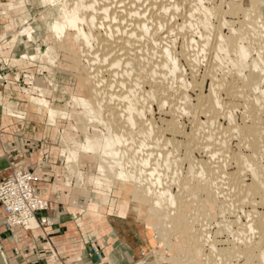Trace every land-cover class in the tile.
Listing matches in <instances>:
<instances>
[{
  "label": "rangeland",
  "instance_id": "rangeland-1",
  "mask_svg": "<svg viewBox=\"0 0 264 264\" xmlns=\"http://www.w3.org/2000/svg\"><path fill=\"white\" fill-rule=\"evenodd\" d=\"M73 2V0H9L8 2L9 9H11L8 10L10 12L8 15H11V23L14 28V41L17 44L20 41L23 43L22 47L17 46V58H19V63L25 65L22 68L26 69L27 74L30 75L27 78L26 95L23 97L26 98V103L37 106L38 112L43 118H47L49 123L60 122V143L68 165L70 167L78 166V155L81 153L93 158L98 169L96 178L99 197L103 199L105 205L112 203V209L107 208L111 212L128 215L132 232L138 234L140 231L139 235H142V239L149 241V245H152L153 251L148 258H151L153 262L161 264H264V186L257 183L258 189H262L255 188V182H258L260 178L262 181L264 179V150L261 151L259 147L256 152L255 147L258 146L254 144V141L252 142L254 138L256 140L254 135L256 129L253 132L251 130L256 127L254 125L256 121H251L246 116L251 109L249 108L251 103L249 105L248 99H244L247 98L244 95L246 92L243 94L241 91L249 90L252 97H259V101L262 100L261 102L264 103V82L260 84L255 81V79L258 80L257 75L260 73L264 79V0H204V4L210 9L208 13H211L213 35L219 33L222 44L229 50L228 57L234 59V64L229 61L228 67L230 71H236L240 75L237 83L241 86L238 87L237 83L235 84L238 87L239 95L234 98L236 95L234 94L232 98H228L223 92L220 96L224 102H228L227 107L235 114L234 117L239 128L250 129L251 127L250 131L253 133L244 129L245 132L242 131L241 136H236L230 131V117L227 115L229 109L222 111L217 120L222 124V127H226V131L230 135L228 137L230 139L228 153L230 154L227 153L228 157L226 155L222 157L225 165L221 161L219 164L225 166L221 168L224 172L226 171V174L230 172L229 174L239 175L240 172V177L244 181V186L241 185V189L246 190L244 187H248L249 192H256V194L253 193V196L250 195L253 197L250 199L251 201L243 199V195L236 191L237 185L231 184V187L225 185L224 188L221 187L220 193L208 184L207 175L199 173L196 176L193 174L195 171H192L191 163L207 162L210 156L204 150L196 149L193 151V160H190L186 149L182 147L186 142H184L186 139L183 133L176 136L169 131L165 133L168 139L180 144L178 157L179 168L180 171L182 169V172L176 174V171H167L169 176H166L161 183L164 188L161 192L164 193L163 198L154 197V193L149 195V190L137 181L139 175L136 171L130 178L124 176L126 174L124 170L126 171L127 167L123 166L121 160L129 151V145L124 140L128 137L127 133H131L130 125L120 119L119 121L115 115L114 119L113 114L110 115L112 117L107 116L112 112H107L108 107L105 108V104H99L100 101L92 90L94 80L88 74L90 73L88 70L90 63L82 52L85 50L84 41L76 37L72 26L62 32L54 22L57 18L62 20L65 17V12L72 8ZM232 7H236L238 10L235 8V11ZM25 14H28V22L34 27L30 39L19 32L28 26V23L22 24L19 20ZM84 27L88 30L87 25ZM98 29L100 33L97 32ZM101 31L103 32V28L95 30L100 38L104 33ZM182 41V38L177 40L178 51L181 50ZM237 46H243L245 53H232L231 50ZM207 58V56L203 58L205 62L201 61L198 79H195L205 94L208 93L210 82H212L210 77L204 76L206 73L204 64L207 62ZM180 64L186 71L187 82L192 84L193 79L190 77L191 70L188 64L183 59H180ZM34 68L44 71L47 75V83L44 82V85H40L42 87L36 83L31 85L33 77H35L34 71L31 70ZM216 71V75H218L216 77L223 79L224 73L219 69ZM86 74L87 78H85ZM227 74L229 75V73ZM219 81L222 85H227L225 78L223 79L224 84L221 82L222 80ZM242 82L245 84L248 82L249 85H244ZM259 84L260 88L256 87ZM149 87L150 85H145L147 91L150 90ZM200 87L189 93L194 106L198 105ZM150 94L153 97V94ZM262 96L263 99L260 98ZM149 100L150 106H146H149V110L146 108L145 115L147 118L153 119V123L158 127L164 128L167 126V122L173 119L172 112L167 106L161 109L151 97ZM261 102L257 104L259 110L256 109L261 113L258 114L263 119L261 122L264 123V104L262 105ZM244 105L249 106L244 107ZM10 107L8 108L9 113H14L18 117H28L23 111H14L12 106ZM247 108L249 109L247 110ZM225 112L227 113L225 114ZM30 114L32 113L30 112ZM205 117V115H200L199 119L205 121ZM178 118L181 128L183 127L182 129L189 132L192 128L191 117L187 113H183ZM207 119L206 121H208ZM249 125L250 127H248ZM129 129L130 131L127 132ZM246 131L254 137L250 134L247 136ZM110 132L117 133L124 139L118 137L116 144L111 147L116 151V155H108L105 152L107 149H104L102 145L106 136H111ZM94 142L97 145H94ZM236 159H240V162L245 159L250 160L254 167H249V164L237 163ZM187 172L192 175L190 174L189 177ZM176 176L181 178L177 179L178 182H175ZM190 180L193 182L192 186ZM250 183H254L253 190L255 189V191H252L253 186L251 187ZM157 188L160 189L159 186ZM165 193L169 197L165 196ZM180 195H183V199ZM214 195H217L219 199ZM170 200L172 201L170 202ZM235 205L239 208L236 211L233 210ZM0 251L5 263L8 264L1 248Z\"/></svg>",
  "mask_w": 264,
  "mask_h": 264
},
{
  "label": "bare ground",
  "instance_id": "bare-ground-1",
  "mask_svg": "<svg viewBox=\"0 0 264 264\" xmlns=\"http://www.w3.org/2000/svg\"><path fill=\"white\" fill-rule=\"evenodd\" d=\"M73 1L72 8L65 12L64 20L57 18L54 22L62 32L72 26V29L76 32V37L84 41L85 50L82 52L90 63V66H88L90 73L88 74L94 80L92 90L99 99V104H105V108L108 107L107 112H112L108 113L107 116L109 117L113 114V118L116 116L118 120L120 119L122 122H127V125H130L131 131L129 129L127 132L130 131L131 133H127L128 137L125 140L119 134L110 132L111 136L108 137L107 135L102 144L103 148L107 149L105 152L108 155H116V151L112 150L111 147L116 144L118 137L129 145L128 154L124 155L123 160H121L123 166L127 167L126 171L124 170V173H126L124 176L130 178L136 171L139 175L137 181L149 190L148 194L154 193V197L163 198L164 193L161 192L164 188L161 183L166 176H169L167 171H176V174L182 172V169L180 171L179 168L178 157L180 151L178 146L180 144L174 140L173 142L170 138L168 139L165 133L169 131L175 136L177 134L182 135L183 133L186 139L184 142H186H181L182 144L184 143L182 147L186 149L190 160H193V151L196 149L204 150L210 156L207 162L203 161L199 163L197 161L196 163H191L192 171H195L193 174L196 176L199 173L207 175L208 184L220 193L221 187L224 188L225 185H229V187L237 185L236 191L243 195L245 201H251L250 199H253L251 196H253V193L256 194V192H249L248 187H244L246 190L241 189V185L244 186V181L240 177V172L239 175L233 172L234 175L229 174L230 172L226 174V171L224 172L222 169L225 167L222 157L224 155L228 157V149L230 150V139L228 138L230 135L227 133L226 127H222V124L217 120L222 111L229 109L227 107L228 102H224L220 95L224 92L228 98H232L236 94L234 96L236 98L239 95L238 87L241 84L239 83L240 85H238L237 83L238 77L240 78L239 73L230 71L228 67L229 61L234 64V59L228 57V48L222 44L223 42L219 33L217 35H213L212 33L211 13H208L210 9L204 4V0ZM235 8L232 7L233 10ZM27 15H23L19 20L22 24L28 23V26H23L24 28L19 32L30 39L32 38L34 27L28 22ZM180 19L181 21H179ZM85 25H87L88 30L85 29ZM97 28H103L104 33L101 31L103 33L101 38L97 33H100L99 29L95 32ZM255 33L258 34L257 32ZM179 38L183 40L180 51L177 50V40ZM17 46L19 48L22 47V41ZM242 48L243 50H241ZM231 51L236 54L237 52L240 54L245 53L243 46L234 47ZM206 56L208 58L204 64L206 67H204L206 70L204 76L210 77V81H212L210 82L211 86L207 94L202 92V87L195 80L200 70L201 61L202 63L205 62L203 58ZM180 59H183L191 70L189 72L190 77L193 79L192 84L187 82V74L185 69L181 67ZM216 69L224 73L223 75L220 73V75L224 76L227 85L223 83L224 78L220 77L218 79L216 77L218 76L216 75ZM260 74L257 75L259 81L256 79L255 81L261 84V82H264V79L263 75ZM85 78H87V74ZM219 80H222L221 82L224 85L219 83ZM236 83L238 87L235 86ZM147 84L150 85V90L148 91L145 89V85ZM243 84L247 85L248 82ZM260 84L256 87L260 88ZM199 87V92H201L198 97V105L194 106L191 103L189 93L190 91L194 92V89ZM242 88L244 87L242 86ZM241 91L243 94L246 92L244 95L247 98L244 99H248L249 105L251 103L249 107L251 111L249 110L246 116L251 121H256L254 124L256 127L253 129H251L250 125L248 126L252 132L256 129V131L254 130V135L257 142L255 138L252 142L254 141V144L258 146L255 147L256 152H258L257 148L259 147L263 151L264 123L261 122L263 119L258 114L260 112L258 111L259 105H257L262 100L260 99L261 101H259V97H252V94L248 92L249 90ZM150 93L153 94V97ZM150 97L158 103L161 109L167 106L174 116L173 119L167 122V126L164 128L158 127L153 123V119L147 118L145 115L146 108L150 106ZM260 98L263 99V96ZM147 105L149 106L146 107ZM247 106L244 105V107ZM115 109L118 111H114ZM216 109H220V111ZM228 112L230 131L235 133L236 136H241L245 127L244 129H240L234 117L235 114L230 109ZM183 113H187L191 117L192 128L189 132L182 129L183 127L181 128L178 123V117L181 114L183 115ZM200 115L206 116L205 121L199 119ZM250 129L246 128L245 130L250 131ZM246 132L247 136L250 133L253 134L251 131L250 133ZM251 134L250 136L254 137ZM94 145H97L96 142H94ZM220 161L224 164L223 166L219 164L221 163ZM244 161L240 162V159H236L237 163H241L242 165L249 164V167H254V164L250 160L245 159ZM190 174L192 175V173L187 172L188 176ZM187 175L186 177H188ZM177 176L175 182L181 179L179 177L178 179ZM261 179L255 182V188L258 184L264 186V179L263 181ZM190 183L192 186L193 182L191 180ZM253 184L250 183L251 187ZM214 188L213 192L215 194ZM226 188L228 189V187ZM253 188L254 186L252 187V191H255ZM256 189L262 188L258 189L257 187ZM219 192L218 194H220ZM165 196L169 197L166 193ZM180 196L183 199V195ZM215 197L218 198L217 195ZM185 198L188 199L189 197ZM238 209V206L236 207L235 205L233 210L236 211ZM34 225H37L36 219H33ZM0 264H6L1 251Z\"/></svg>",
  "mask_w": 264,
  "mask_h": 264
},
{
  "label": "crops",
  "instance_id": "crops-1",
  "mask_svg": "<svg viewBox=\"0 0 264 264\" xmlns=\"http://www.w3.org/2000/svg\"><path fill=\"white\" fill-rule=\"evenodd\" d=\"M8 2L0 0V181L16 167L36 171L37 185L49 200L37 220H50L37 229L8 232L0 206V248L8 264H161L148 258L153 247L140 231L132 232L128 215L111 212L112 203L99 197L93 158L81 153L78 166L70 167L62 153L60 122L49 123L37 106L26 103L30 75L17 58ZM31 71V85L47 83L44 71ZM10 106L28 117L9 113Z\"/></svg>",
  "mask_w": 264,
  "mask_h": 264
},
{
  "label": "built area",
  "instance_id": "built-area-1",
  "mask_svg": "<svg viewBox=\"0 0 264 264\" xmlns=\"http://www.w3.org/2000/svg\"><path fill=\"white\" fill-rule=\"evenodd\" d=\"M38 180L36 171L16 167L0 181V206L5 214L6 231L33 230L50 224L48 217L37 220L39 212L49 209V200L39 189ZM33 219H36L37 225L33 226Z\"/></svg>",
  "mask_w": 264,
  "mask_h": 264
}]
</instances>
